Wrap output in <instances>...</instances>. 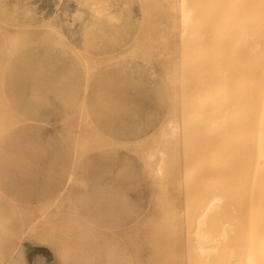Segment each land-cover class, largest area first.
<instances>
[{"label": "rangeland", "instance_id": "1", "mask_svg": "<svg viewBox=\"0 0 264 264\" xmlns=\"http://www.w3.org/2000/svg\"><path fill=\"white\" fill-rule=\"evenodd\" d=\"M238 2L0 0V264H247L249 196L200 101L262 47Z\"/></svg>", "mask_w": 264, "mask_h": 264}, {"label": "bare ground", "instance_id": "2", "mask_svg": "<svg viewBox=\"0 0 264 264\" xmlns=\"http://www.w3.org/2000/svg\"><path fill=\"white\" fill-rule=\"evenodd\" d=\"M238 3L239 8L235 7L231 13L236 16V24L232 22L237 26L239 44L249 46L257 37L262 38L258 40L262 47L230 55L233 64L228 66L237 72L238 88L234 93L228 86L219 88L209 83L200 101L208 102L212 115L220 111L222 116L225 189L249 196V220L245 226L249 227V232L247 229L245 240L241 238L242 254L247 264H264V0H239ZM227 21L228 18L221 17L212 22L211 42L196 50L202 53L209 47V56H205L208 65L223 62V39L215 33ZM218 120V117L213 119L211 125L217 127Z\"/></svg>", "mask_w": 264, "mask_h": 264}]
</instances>
